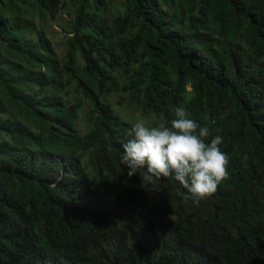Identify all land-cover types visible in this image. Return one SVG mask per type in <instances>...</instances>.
Segmentation results:
<instances>
[{"label": "trees", "instance_id": "1", "mask_svg": "<svg viewBox=\"0 0 264 264\" xmlns=\"http://www.w3.org/2000/svg\"><path fill=\"white\" fill-rule=\"evenodd\" d=\"M177 107L229 157L198 206L120 162ZM0 264H264V0H0Z\"/></svg>", "mask_w": 264, "mask_h": 264}, {"label": "clouds", "instance_id": "2", "mask_svg": "<svg viewBox=\"0 0 264 264\" xmlns=\"http://www.w3.org/2000/svg\"><path fill=\"white\" fill-rule=\"evenodd\" d=\"M209 134L208 127L191 119L184 107H177L170 126L166 121L149 126L144 119L134 123L132 138L122 145L120 162L129 177L140 174L143 187L144 181L152 185L173 177L187 190L185 201L198 206L229 178V157L219 147L223 138L216 135L206 143Z\"/></svg>", "mask_w": 264, "mask_h": 264}, {"label": "rangeland", "instance_id": "3", "mask_svg": "<svg viewBox=\"0 0 264 264\" xmlns=\"http://www.w3.org/2000/svg\"><path fill=\"white\" fill-rule=\"evenodd\" d=\"M118 3L119 2L117 1V4ZM64 17H67L66 13H63L61 16H59L58 20L61 21ZM49 21H51V23L49 24V28H50L51 35L54 38L55 44L58 48L63 50L64 49V42H65V39L63 37L64 33H63L61 27L58 25L57 19H49ZM116 107L118 108V105ZM118 110H121V109H118ZM128 117H129V121L133 122V124L136 123L137 121H139L140 119H144L149 126L151 125V122H152V118H150V117H142L141 116V118H140L139 115L131 113V112H128Z\"/></svg>", "mask_w": 264, "mask_h": 264}]
</instances>
